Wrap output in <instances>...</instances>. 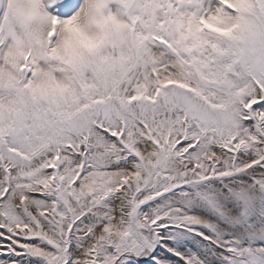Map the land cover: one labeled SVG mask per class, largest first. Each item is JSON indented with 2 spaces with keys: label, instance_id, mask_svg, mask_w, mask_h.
<instances>
[{
  "label": "snow or ice",
  "instance_id": "obj_1",
  "mask_svg": "<svg viewBox=\"0 0 264 264\" xmlns=\"http://www.w3.org/2000/svg\"><path fill=\"white\" fill-rule=\"evenodd\" d=\"M0 264H264V0H0Z\"/></svg>",
  "mask_w": 264,
  "mask_h": 264
}]
</instances>
